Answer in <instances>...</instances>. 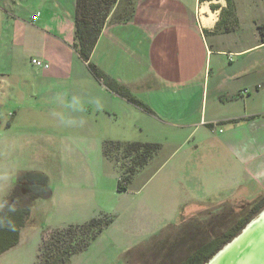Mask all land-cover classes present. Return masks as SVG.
<instances>
[{"label": "rangeland", "instance_id": "374dc122", "mask_svg": "<svg viewBox=\"0 0 264 264\" xmlns=\"http://www.w3.org/2000/svg\"><path fill=\"white\" fill-rule=\"evenodd\" d=\"M239 4L242 28L216 39L217 48L227 40L233 50L239 49L253 40L254 22L264 23V0H239ZM2 12L0 70H10L6 88L12 95L22 92L23 99L6 98L0 112L7 121L8 114L20 111L17 123L0 127V213L25 173L46 175L52 195L32 201L19 244L0 256V264H38L48 233L98 217L113 222L70 264H178L189 257L192 245L222 234L212 229L214 223L264 195L252 188L239 196L235 191L223 195L217 180L209 178L216 165L207 147L197 151L193 136L185 141V132L177 134L175 128L141 113L138 106L97 80L75 51L66 59L75 71L73 76L50 80L33 91V83L39 81L32 75L31 57L41 46V37L34 39V28L27 21L24 34L16 40L13 29L6 28L14 19ZM131 14V1L121 0L112 20L124 23ZM250 52L247 64L264 68V45ZM108 142L158 143L162 148L132 177L128 190L120 192L119 181L133 162L126 158L124 147L116 145L110 149L111 158L106 157ZM21 192L17 191L27 201L30 194ZM235 222L234 217L229 224Z\"/></svg>", "mask_w": 264, "mask_h": 264}, {"label": "crops", "instance_id": "0c3cea01", "mask_svg": "<svg viewBox=\"0 0 264 264\" xmlns=\"http://www.w3.org/2000/svg\"><path fill=\"white\" fill-rule=\"evenodd\" d=\"M29 1L36 5L30 6ZM76 1L0 0L3 16L14 19L6 28L13 29L16 40L24 34L27 21L34 28V39L41 37L42 44L31 59L40 58L51 68L45 70L31 62L32 75L39 81L33 83V91L75 72L66 59L74 51ZM212 3L221 8L227 5L225 0ZM212 3L136 0L131 21L118 24L113 16L108 19L92 62L150 109L139 107L141 113L175 128L177 134L185 132V141L193 136L197 151L207 147L216 165L209 178L217 180L223 195L235 191L239 196L251 188L264 191V68L246 61L250 51L264 45L258 31L261 24L254 22L253 40L239 49L233 50L227 40L217 48L216 39L228 34L215 33L221 10L213 11ZM239 5L236 0V31L242 28ZM9 71L0 70V112L6 98L23 99L22 92L12 95L6 88L12 78ZM19 114L11 112L7 121L0 116V127H12Z\"/></svg>", "mask_w": 264, "mask_h": 264}, {"label": "trees", "instance_id": "16d2710c", "mask_svg": "<svg viewBox=\"0 0 264 264\" xmlns=\"http://www.w3.org/2000/svg\"><path fill=\"white\" fill-rule=\"evenodd\" d=\"M132 3V14L124 22L131 21L135 14L136 0ZM200 3H212L220 0H199ZM226 7L212 3L213 11L221 10L220 19L217 23L216 34H229L236 31L238 17L236 0H225ZM121 0H77L74 13V42L72 48L79 58L87 65L92 75L99 81H104L108 88L124 97L128 102L150 111L142 102L130 95L123 86L113 78L106 75L95 63L92 55L98 41L104 31L105 25L111 16H114ZM258 31L264 43V24L258 26ZM124 147L126 158H131L133 165L126 170L127 173L119 181V191L126 192L132 177L144 168L149 160L160 152L162 145L158 143L132 142L122 144L120 142H108L105 144V156L111 158V147ZM16 192L6 200L0 213V256L17 246L20 242L21 231L25 227L31 215V203L35 199H48L52 195L48 177L42 173L28 172L23 174L16 185ZM28 193L27 201L17 193ZM17 193V194H16ZM264 210V195L251 203L246 204L239 212H233L226 216L225 220L219 219L214 223V231H223L220 236H215L209 241L198 245H192L189 257L178 264H206L222 248L237 237L244 228ZM240 213V214H239ZM225 215H222L224 217ZM236 222L229 223L233 218ZM113 222L112 218L105 220L104 217L94 218L84 224L70 225L62 230H54L48 233L42 240L38 264H70L71 258L87 250L101 233ZM228 225V228L226 226ZM210 226V225H209ZM173 248V246H172Z\"/></svg>", "mask_w": 264, "mask_h": 264}, {"label": "water", "instance_id": "95a60500", "mask_svg": "<svg viewBox=\"0 0 264 264\" xmlns=\"http://www.w3.org/2000/svg\"><path fill=\"white\" fill-rule=\"evenodd\" d=\"M206 264H264V210Z\"/></svg>", "mask_w": 264, "mask_h": 264}, {"label": "built area", "instance_id": "2783aa9c", "mask_svg": "<svg viewBox=\"0 0 264 264\" xmlns=\"http://www.w3.org/2000/svg\"><path fill=\"white\" fill-rule=\"evenodd\" d=\"M37 17V16H36ZM231 60V59H230ZM32 63L37 66V67H40V68H43V69H48L49 68V64L45 63L44 61L42 60H38V59H33L32 60ZM247 93V91H246Z\"/></svg>", "mask_w": 264, "mask_h": 264}]
</instances>
